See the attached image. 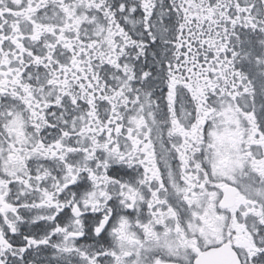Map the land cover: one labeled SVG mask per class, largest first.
<instances>
[{"label": "snow or ice", "instance_id": "obj_1", "mask_svg": "<svg viewBox=\"0 0 264 264\" xmlns=\"http://www.w3.org/2000/svg\"><path fill=\"white\" fill-rule=\"evenodd\" d=\"M0 264H264V0H0Z\"/></svg>", "mask_w": 264, "mask_h": 264}]
</instances>
